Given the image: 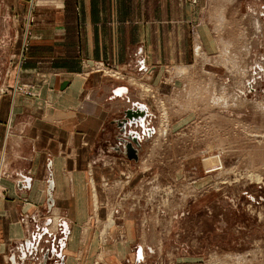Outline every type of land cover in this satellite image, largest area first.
<instances>
[{"label":"crops","instance_id":"0c3cea01","mask_svg":"<svg viewBox=\"0 0 264 264\" xmlns=\"http://www.w3.org/2000/svg\"><path fill=\"white\" fill-rule=\"evenodd\" d=\"M233 5L264 11V0H0L1 51L19 55L10 81L16 76L40 90L0 95V264H126L141 252L152 258L154 249L144 248L152 235L138 239L130 226L128 241L100 248L80 225L101 205L98 181L128 172L126 143L138 145L129 133L141 142L155 125L135 88L95 71L79 74L83 60L157 81L168 66L190 63L197 46L214 51L207 12ZM240 36L231 43L247 42ZM136 104L147 107L144 126L123 131L127 110H140ZM48 210L59 223L44 236L38 219ZM175 257L176 264H206L196 252Z\"/></svg>","mask_w":264,"mask_h":264},{"label":"rangeland","instance_id":"374dc122","mask_svg":"<svg viewBox=\"0 0 264 264\" xmlns=\"http://www.w3.org/2000/svg\"><path fill=\"white\" fill-rule=\"evenodd\" d=\"M207 15L214 51L197 46L190 63L168 66L157 81L122 70L149 103L155 125L135 147L138 158L129 157L128 172L98 181L101 205L80 225L100 248L128 241L130 229L138 239L152 235L144 246L154 249L152 258L141 252L126 264H176L183 250L206 264H264V11L233 5ZM236 35L247 42L231 43ZM2 47L0 95L38 96L36 84L10 81L19 55ZM133 125L144 126L141 119ZM51 211L38 219L44 236L54 223Z\"/></svg>","mask_w":264,"mask_h":264},{"label":"built area","instance_id":"2783aa9c","mask_svg":"<svg viewBox=\"0 0 264 264\" xmlns=\"http://www.w3.org/2000/svg\"><path fill=\"white\" fill-rule=\"evenodd\" d=\"M34 0H32L33 2ZM196 1V0H194ZM83 64L84 66H86V68L84 70H86L87 72H91V71H95V72H102L103 74L106 75H111L113 78H125L124 73L122 72L123 69L114 66L113 64L104 61V60H95V61H87L86 59L83 60Z\"/></svg>","mask_w":264,"mask_h":264},{"label":"water","instance_id":"95a60500","mask_svg":"<svg viewBox=\"0 0 264 264\" xmlns=\"http://www.w3.org/2000/svg\"><path fill=\"white\" fill-rule=\"evenodd\" d=\"M139 108H140V110H138V113L135 112L133 109L132 110L131 109L127 110L126 117L124 118L125 124H123V128H122L123 131H126V126L127 125H130V124H132L134 122L136 123V122L140 121L142 116L146 115L147 110L146 109L145 110H141V108H142L141 105H139ZM139 112L142 115H140ZM124 125H125V128H124ZM128 137L131 138L132 140L136 141L137 144L140 145V142L137 140V138L132 137L131 133H129ZM126 144H127L126 145V153L129 154L130 158L134 157V158L137 159L138 158V150H137V148L134 147L133 142L130 141V142H127ZM47 222H49V220ZM58 264H64V261L61 260V262L58 263Z\"/></svg>","mask_w":264,"mask_h":264},{"label":"bare ground","instance_id":"6f19581e","mask_svg":"<svg viewBox=\"0 0 264 264\" xmlns=\"http://www.w3.org/2000/svg\"><path fill=\"white\" fill-rule=\"evenodd\" d=\"M141 128V127H140ZM209 168V167H208ZM118 193V192H117ZM59 218L58 217H54V224H56L58 222Z\"/></svg>","mask_w":264,"mask_h":264}]
</instances>
